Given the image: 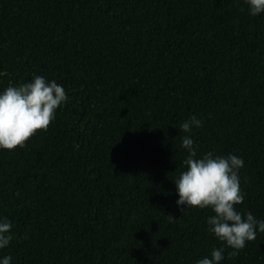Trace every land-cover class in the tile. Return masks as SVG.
Segmentation results:
<instances>
[{
    "label": "trees",
    "instance_id": "1",
    "mask_svg": "<svg viewBox=\"0 0 264 264\" xmlns=\"http://www.w3.org/2000/svg\"><path fill=\"white\" fill-rule=\"evenodd\" d=\"M34 74L68 99L0 150L11 264H196L221 247L211 209L175 203L193 115L197 156L243 157L235 207L264 220V13L244 0H0V90ZM231 251L220 264H264V232Z\"/></svg>",
    "mask_w": 264,
    "mask_h": 264
},
{
    "label": "clouds",
    "instance_id": "2",
    "mask_svg": "<svg viewBox=\"0 0 264 264\" xmlns=\"http://www.w3.org/2000/svg\"><path fill=\"white\" fill-rule=\"evenodd\" d=\"M248 14L264 13V0H244ZM68 99L64 87L56 80H47L34 74L30 81L8 85L0 90V150L24 147L25 142L37 130L46 129L55 119L56 110ZM202 127V120L195 115L183 121L180 129L181 148L187 156L185 168L173 179L177 199L176 206L185 208H209L213 214L206 217L208 231L222 242L212 248L210 255L196 264H220L225 258V248L235 256L247 241L264 232V220L251 212L241 213L235 205L243 202L245 194L240 186L239 170L244 166L243 157L233 153L217 155L208 151L197 156L193 128ZM171 218H173L171 216ZM13 238L12 224L0 216V249L6 248ZM0 264H11L9 255L0 256Z\"/></svg>",
    "mask_w": 264,
    "mask_h": 264
}]
</instances>
